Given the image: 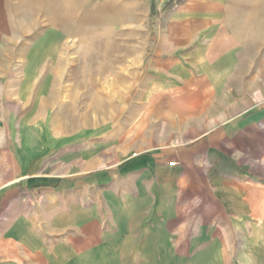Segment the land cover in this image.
<instances>
[{"label": "crops", "instance_id": "1", "mask_svg": "<svg viewBox=\"0 0 264 264\" xmlns=\"http://www.w3.org/2000/svg\"><path fill=\"white\" fill-rule=\"evenodd\" d=\"M64 1L144 71L116 126L63 134L28 87L56 80ZM262 3L0 0V264H264Z\"/></svg>", "mask_w": 264, "mask_h": 264}, {"label": "rangeland", "instance_id": "2", "mask_svg": "<svg viewBox=\"0 0 264 264\" xmlns=\"http://www.w3.org/2000/svg\"><path fill=\"white\" fill-rule=\"evenodd\" d=\"M93 6L85 3L75 6L74 2L64 1L62 16L58 21L63 34V46L56 80L54 82V77L50 76L54 74L49 73L48 68L46 84L33 82V78L28 84L31 91H37L39 88L42 91L45 87L48 104L47 124L58 125L63 134L74 131V125L75 129L88 125L116 126L119 119L128 118L124 115L118 116L116 110L134 107V100H122L119 96L129 91L141 90L143 69L118 65V53L116 46L114 47L117 37L103 35V30L98 25L101 21L87 20L84 17L78 20L74 17L86 16L88 8L92 9ZM261 11L264 13V3L261 4ZM40 27L50 29V21L42 20ZM260 28H256V37ZM262 28L264 30V20ZM74 29H77L78 35H74ZM132 45L133 43L128 42V51L133 48ZM108 49L110 52H106ZM119 77L125 82L120 84ZM104 107L107 108L106 114L97 111H103ZM69 145V141L64 142L63 154L70 152V148H67Z\"/></svg>", "mask_w": 264, "mask_h": 264}, {"label": "built area", "instance_id": "3", "mask_svg": "<svg viewBox=\"0 0 264 264\" xmlns=\"http://www.w3.org/2000/svg\"><path fill=\"white\" fill-rule=\"evenodd\" d=\"M158 1L163 2L167 6V5H171V4H175L176 5L181 0H158Z\"/></svg>", "mask_w": 264, "mask_h": 264}, {"label": "bare ground", "instance_id": "4", "mask_svg": "<svg viewBox=\"0 0 264 264\" xmlns=\"http://www.w3.org/2000/svg\"><path fill=\"white\" fill-rule=\"evenodd\" d=\"M68 118V117H67Z\"/></svg>", "mask_w": 264, "mask_h": 264}]
</instances>
